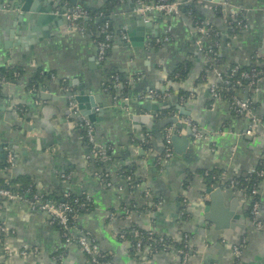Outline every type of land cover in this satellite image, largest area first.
<instances>
[{"label": "crops", "instance_id": "obj_1", "mask_svg": "<svg viewBox=\"0 0 264 264\" xmlns=\"http://www.w3.org/2000/svg\"><path fill=\"white\" fill-rule=\"evenodd\" d=\"M8 2L0 0V66H20L25 73L19 81L0 83V169L8 153L15 158V166L6 177L30 179L36 193L47 195L49 202L57 203L69 192L87 194L93 207L78 217V228L91 235L116 264L140 263V259L137 262L129 255L130 242L117 237L134 226L175 239L188 234L191 264H264V225L258 230L246 216L248 199L226 190L225 207L211 212L207 193L210 188L202 174L219 169L230 178L252 172L264 158V137L246 136L249 121L233 117L228 102L211 98L210 85L219 84L220 79L213 69L205 76L207 56L202 52L209 48L210 41L201 39L191 19L182 14H154L148 19L152 25L141 31V17L133 18L137 0H103L91 10L114 7L115 28L121 29L120 33L124 30L127 39L117 38L111 54L102 63L90 36L77 34L68 24L55 21L39 23L33 19L16 25L15 14L21 3L14 0L10 8ZM204 2L208 22L224 39L228 31L226 15L210 10L220 7L227 15L232 11L245 12L248 29L229 44L224 41L220 48L227 63L247 65L254 57L264 58V0ZM62 4L66 9L73 7L68 0ZM48 5L47 0H33L32 14ZM165 35L171 36L170 42L159 48L150 45L154 39L158 44ZM185 60L193 65L186 81H169L168 75ZM37 67L53 71L57 80L46 82V87L35 96L27 92L26 84ZM106 69H115L124 78L120 84L119 79L115 81V95L104 88ZM143 90H153L161 98L166 94L170 97L141 100ZM240 90V98H245L246 90ZM180 91L189 94L181 97ZM69 94L84 98L79 105L93 114L92 120H88L95 128L96 144L111 148L107 152L112 151L117 162L110 160L109 170L124 165L134 167L142 178L140 186H128L120 180L105 187L98 180L95 172L100 167L87 161L90 147L67 113ZM253 101L259 105L256 113L264 125V79ZM146 103L158 105L159 109H145ZM176 105L189 112L181 119H191L203 138L194 140L189 126L179 121L170 124L167 127L174 128L173 136L177 138L174 154L170 160L160 162L165 150L164 126L167 120L177 117ZM185 137H189V142L180 147L179 140L184 142ZM258 190L264 224V180ZM147 191L152 200L146 199ZM156 199L162 205L156 207ZM0 205L3 219L13 232L8 237L9 247L37 249V254L28 258H6L0 251V264H92L78 246L64 245L58 226L47 212L32 211L24 201L2 200ZM225 208L232 209L231 216L227 217ZM184 211L189 216L182 217ZM244 238L247 245L237 256L234 248ZM152 264H180V259L173 252L161 251L152 258Z\"/></svg>", "mask_w": 264, "mask_h": 264}, {"label": "built area", "instance_id": "obj_2", "mask_svg": "<svg viewBox=\"0 0 264 264\" xmlns=\"http://www.w3.org/2000/svg\"><path fill=\"white\" fill-rule=\"evenodd\" d=\"M125 0H118V2H124ZM212 2L217 0H211ZM187 2H195V3H202L204 0H187ZM181 0H154V1H146V0H137V7L135 9L136 15L141 17L142 19L148 21L151 15L154 14H162L166 17H176L180 16L181 12ZM241 11L231 12V16L236 15ZM102 15V14H101ZM66 21L70 29L77 33L81 34L82 36H89L92 35L90 32H87L85 30V22L89 18V10L85 9L83 7L73 6L70 9H67V12L65 13ZM206 24H209V22H206ZM109 29V22H104L100 28L99 33L103 34V38L101 41H95L96 48L98 52V60L100 62H105L108 50L111 49V43L113 39L112 34H108L107 30ZM198 33L201 34V39L208 40L212 35L217 36L218 33L214 32L212 34L209 33L205 28H199L197 29ZM122 35V38L125 40L127 39L125 36L124 30L120 33ZM170 35H165L164 38H162L161 41H158L157 43H168L171 41ZM199 43H201V40H199ZM210 69V67H209ZM218 68H213V70H216L218 77L220 79V83H225L231 85L233 82L231 80H225L223 78V70H217ZM237 70V69H235ZM256 76V73H253L252 75L249 74H242V77L244 78H254ZM116 82L118 78L116 76L112 77ZM53 79V78H52ZM0 83L2 84L3 81L0 80ZM219 83V84H220ZM218 83H213L210 85V96L214 100H221V95L219 93V85ZM253 84V83H252ZM250 84V86H252ZM65 91L68 92V88H63ZM245 90V89H244ZM259 90V85L255 86L253 89L249 87V89L246 90L245 93H247L245 98L240 99H234L232 101L228 102V105L230 107V111L237 114L238 117H244L249 121L248 127L245 130L246 136H254L260 134L262 137H264V125L261 120V118L257 115L256 111H253L251 108V101H253V96L255 93H257ZM1 91V90H0ZM238 93H241L240 89H237ZM1 93V92H0ZM170 97L169 94L164 95V97H160V95L153 91L149 90L145 94H141L140 99H166ZM67 106L69 110V116L74 120V126L81 131V127L84 128L85 134L82 136L83 139H87L88 143L91 144L92 148H90L89 155L87 156V161L91 162L92 164L96 165L99 162H102L103 164H107L110 162L111 158L107 155V151L111 150L110 147L107 146H98L96 144V136H95V128L93 124L86 118V116L81 115V109L80 105L77 101V96L75 94H69L67 97ZM178 121L181 124L187 125L190 128V132L192 135V138L194 140H200L203 138L202 132L198 128V126L188 118H184L182 120L181 118L178 119ZM173 135H174V128L172 126L166 127L163 132V138H164V144H165V150L164 155L161 158L162 161H168L173 157ZM6 166L2 169H0V177L8 179L6 176L8 172L15 166V158L12 153L7 154L6 158ZM257 173L258 176L264 177V170H257L255 168L252 172H249V174ZM96 177L98 180H100L105 187L113 186L118 181L122 180L125 182L128 186L134 184L136 187L140 186V183L142 182V178L140 177V174H137V172H133L129 175H126L124 173H118L116 171L111 170H103L102 168H97L95 172ZM222 177L224 180H230L232 177H228L226 172L222 173ZM64 178H69L65 177ZM264 180V179H263ZM138 182V183H136ZM8 184V182H6ZM260 184V183H259ZM258 185H255L253 187V190L250 192V194H247L245 190L241 189L239 191L234 190V188L237 187L236 181L231 180L230 182V188L228 189H221L223 192L226 190H233L234 192H238L243 194L246 199L252 204L251 206V213H252V222L254 224V227L258 230H260L263 227V220L260 217L261 214V208L259 201H255L254 197L255 195L259 194ZM211 188H214L213 186ZM217 188V187H216ZM220 189V188H219ZM260 195V194H259ZM65 198L69 196V193H66ZM0 198H3L5 201L8 202H16V201H24L28 202L30 208L32 211H45L47 212L51 218L52 222L58 226L60 231V238L64 245L71 246L76 245L80 248V250L89 257L92 264H112L110 261L107 260V255L109 253L102 252L96 242V240L86 232L80 230L78 228L77 224V215H76V209L75 207L69 202L64 201L62 203H54L49 201H44L41 195L38 193H35L32 195L31 199H24L21 195L14 192L10 188H6L3 186H0ZM146 199L152 200L153 196L150 193V191L146 192ZM91 202L90 197L86 194V204H82V207H86L88 203ZM156 207L162 205L161 201H157L156 204H154ZM187 214L186 211L182 212V217H185ZM12 231L7 227L3 216H2V206L0 205V251L6 258H13V257H22V258H28L32 255L37 254V249H26V250H13L8 245V237L12 235ZM133 237L135 238V242L133 244V251L134 253L139 256L140 263L139 264H152V257L155 256V253L153 250V244H158L163 246L165 249L164 252H173L179 256L180 264H191L190 258L192 253V248L189 245V236L188 234H184L181 236V238L175 239L171 238L170 241H168L163 234L155 233L153 231H148L146 236L140 231L133 230L132 231ZM118 239L124 242H127L126 232L119 233L117 235ZM176 243H179L183 245L181 248L176 247ZM247 245V241L244 238L239 246H235L234 251L237 256H239L241 249ZM115 263V262H114Z\"/></svg>", "mask_w": 264, "mask_h": 264}, {"label": "trees", "instance_id": "obj_3", "mask_svg": "<svg viewBox=\"0 0 264 264\" xmlns=\"http://www.w3.org/2000/svg\"><path fill=\"white\" fill-rule=\"evenodd\" d=\"M148 2L154 1V0H146ZM182 5H181V12L180 14L182 15H187L192 22V27L195 29L199 28H205L207 31H209L210 34L217 32V36H211L208 40L210 41V46L207 50L202 52L205 57L207 56V65H206V75L207 72L211 71L213 68H219L221 70H224L223 72V78L225 80H231L233 83L231 85L225 84V83H220L218 85L219 87V93L222 96L221 100L229 102L234 99H240L239 93L237 92V89H253L255 86L260 85L261 81L264 79V58H259V57H254L251 62L247 65H239L236 63H227L226 58L221 55L220 48L224 45V41L229 44L231 39L235 37L236 35L246 31L248 29V22L246 21L245 17V12L241 11L237 13L234 16H231L230 14H226L223 12V10L220 7H215L210 11H213L214 13L218 15H226V19L228 22V31L226 34V39L222 35V33L211 23L206 24L208 22V18L206 14L204 13V5L206 2L202 3H191L187 2V0H181ZM117 2V0H116ZM117 5V4H116ZM114 7H102L98 10H89V18L85 22V30L87 32H90L92 35L89 34L90 38L92 39L93 43L95 44L97 41H101L103 38V34L99 33V28L100 26L108 21L109 22V29L107 30L108 34L113 35L111 43V49L108 50L107 57L111 54L114 44L116 39H121L122 40V35L120 34L121 29H116L115 28V21L112 18V12H113ZM102 14V15H101ZM198 34V32H197ZM201 36V34H199ZM199 36V38H200ZM202 37V36H201ZM96 41V42H95ZM154 41V42H153ZM165 43L161 42L159 44L155 43V39L152 40L150 43L151 46H154L155 48H159L163 46ZM96 45V44H95ZM106 61V60H105ZM192 62L190 60H185L181 63H179L176 67V69L168 75V80L172 81L174 83H181L185 82L189 72L192 68ZM210 67V69H209ZM226 67V68H225ZM237 69V70H235ZM25 70L23 67L16 66V67H5V66H0V80L3 81V83H10V82H15L19 81L20 78L24 75ZM249 74L252 75L253 73H256V76L254 78H244L242 77V74ZM105 76L107 77V80L105 82L104 88L111 93L112 95H115L116 90H117V83L115 80L112 78L113 76L118 77L119 79V84L122 82L124 79L121 76V73L115 69H106L105 70ZM138 75H135L134 78L138 79ZM53 78V79H52ZM57 76L53 71H45L41 67H37L36 71L34 73V76L30 78L29 82L26 84V90L30 94L33 95H38L40 92V89L46 87V82L48 81H56ZM253 83V84H252ZM60 84L66 87L65 81L61 80ZM252 84V86H250ZM144 89V88H142ZM142 92H145L143 90ZM189 93L180 91V96H185L188 95ZM1 93H0V100H1ZM251 108L253 111H257L259 108V105L255 103V101H251ZM232 116L235 118H241L238 117L237 114L234 112H231ZM72 121L75 119L71 118ZM81 134L84 136L85 130L83 127H81ZM83 142L92 148L91 144L88 143L87 139H83ZM107 155L111 157V162H117L115 161V158H113L112 151L107 152ZM6 162H3L2 167L4 168L6 166ZM98 167L102 168L104 171L109 170L111 168V165L108 164H103L102 162H99L97 164ZM114 171L118 173H124L126 175H129L133 172H135L134 167H130L127 165L124 166H119V167H112ZM264 170V158L260 161V164L257 166V170ZM223 170L219 169H212V170H206L203 171V175L206 177L207 180V186L211 189V187H217L220 189H228L230 188V182L231 180L236 181L237 187L234 188V190L239 191L241 189L245 190L247 194H250V192L253 190V187L255 185H258L260 182L263 181L264 177L258 176L257 173H252V174H246V175H241V176H236L232 177L230 180H224L222 177ZM8 182V184L6 183ZM185 188L188 187V184H184ZM0 186L10 188L14 192L18 193L21 195L24 199H31L32 195L36 193V189L34 185L32 184V181L30 179L26 178H15L11 180H6L3 177H0ZM44 201L49 200L48 196L45 195L42 198ZM4 200L3 198H0V202ZM69 201L76 209V215L77 217L81 216L82 214H87L91 211L93 204L92 202L88 203L86 207H82V204H86V194L85 193H72L69 192V196L65 198L63 197L61 199H57V203H62L64 201ZM254 200L259 201L260 203V208L262 206L261 203V196L259 194L255 195ZM5 201V200H4ZM157 201V199L155 200ZM251 206L250 204L249 209L246 211V216L252 220V213H251ZM145 209V208H144ZM187 216H189V213H187ZM140 231L143 234H147L148 231L142 230L138 227H133L130 231L126 232V237L127 241L130 242L131 249L129 250V255L132 259H135L137 262L139 261V256H137L134 251H133V244L135 242V238L133 237L132 231ZM184 235V234H183ZM168 238L167 240L170 241L171 238L168 236H165ZM154 252L158 253L163 251L165 248L161 245L152 243ZM183 245L176 243L177 248H181ZM107 255V260L110 261L112 264H116L113 261V258L111 254H106ZM153 258V257H152Z\"/></svg>", "mask_w": 264, "mask_h": 264}, {"label": "water", "instance_id": "obj_4", "mask_svg": "<svg viewBox=\"0 0 264 264\" xmlns=\"http://www.w3.org/2000/svg\"><path fill=\"white\" fill-rule=\"evenodd\" d=\"M47 1H49V5L47 7L39 8L36 10V13L32 14L33 0H19V2L21 3V6H20V8H18V10H16V14H15L16 25H17V23H18V25L25 24L26 23L25 21H29V20H33V19H38L39 23L44 22V20H45L46 23H49L50 21H55L59 25L67 24L66 17H65V13L67 12V9L62 7L63 6V4H62L63 0H47ZM218 1L219 0H217V2ZM68 2H70L74 7L78 6V7H83L85 9L91 10V9L98 7L96 5H101L103 3V0H100L97 2H89L86 0H68ZM7 5H9L10 8L13 7L14 0H9ZM14 9H16V8H14ZM58 10H59V12H58ZM40 13H45L47 15L46 16L40 15ZM136 16L137 15H133V18L136 19L137 18ZM139 23H140V28H138V29H140L141 31H144L146 27H149L152 25L151 22L146 21L142 18L140 19ZM99 68H102V65L99 66ZM83 99L84 98H82L81 96H77L78 103L82 102ZM144 107H145V109H154L156 111H157V109H159L158 105H157V107H155L149 103H146L144 105ZM80 109H82L81 115H84L88 119L92 120L91 118L93 117V114H91L89 111H86V112L83 111L82 105H80ZM163 109H166V108H163ZM175 109L178 113L177 117H174V118L167 120L166 125L164 126V129L167 126H169L170 124L176 125L178 122V119H180L181 117L189 116V112L186 111L184 108H182L180 105H176ZM67 113L69 114V110L67 111ZM184 139H185L184 142L179 140L180 143H178V144L180 147H184V145H186L189 142V137H185ZM172 140H173V144L175 145L177 142V138L175 136H173ZM179 149H177V151H179ZM207 193L211 199V204H212V208H211L212 211L211 212H213V213L219 212V209L221 206L225 207L224 194H223V191L221 189L214 187L212 189H209ZM226 211L228 214L227 217L232 215V209H226ZM212 220H214V218H212ZM224 227H227V226H224Z\"/></svg>", "mask_w": 264, "mask_h": 264}]
</instances>
